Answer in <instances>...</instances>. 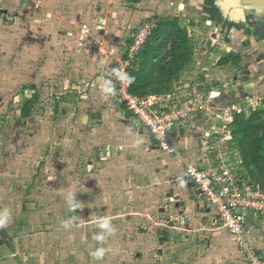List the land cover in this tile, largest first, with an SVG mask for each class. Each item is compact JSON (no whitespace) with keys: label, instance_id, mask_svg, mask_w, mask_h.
Wrapping results in <instances>:
<instances>
[{"label":"rangeland","instance_id":"1","mask_svg":"<svg viewBox=\"0 0 264 264\" xmlns=\"http://www.w3.org/2000/svg\"><path fill=\"white\" fill-rule=\"evenodd\" d=\"M171 1L0 0V264H264V42Z\"/></svg>","mask_w":264,"mask_h":264},{"label":"crops","instance_id":"2","mask_svg":"<svg viewBox=\"0 0 264 264\" xmlns=\"http://www.w3.org/2000/svg\"><path fill=\"white\" fill-rule=\"evenodd\" d=\"M222 4H229L234 5L235 8L233 9V13L235 12L236 16L239 17V19L236 21H232V24H227V27L229 26L230 31L238 30L239 26L241 28H244V25H247L250 27L249 31V37L251 36L254 42L256 43H263L264 42V0H225L228 3H224V0H220ZM220 1L217 2L218 6H220ZM18 2V1H17ZM141 3V2H140ZM172 5H174V0L171 1ZM16 4V8H17ZM17 10H19L17 8ZM145 15H149V12L145 13ZM237 17V18H238ZM260 19V20H259ZM254 21H257L254 23ZM226 24H222L221 26L225 27ZM228 29V28H227ZM243 30V29H242ZM255 33H252V32ZM246 32V30H245ZM248 32V31H247ZM236 33V32H234ZM238 33L229 34L228 36L231 38H235L234 44L237 43V39L239 38ZM227 35H225V39L228 38ZM238 44V43H237ZM242 49V48H241Z\"/></svg>","mask_w":264,"mask_h":264},{"label":"trees","instance_id":"3","mask_svg":"<svg viewBox=\"0 0 264 264\" xmlns=\"http://www.w3.org/2000/svg\"><path fill=\"white\" fill-rule=\"evenodd\" d=\"M260 144L261 145V148H256L254 151H253V155L255 156H259V157H264V156H261V153L264 154V136L260 137V138H256L255 140V147L257 144Z\"/></svg>","mask_w":264,"mask_h":264},{"label":"clouds","instance_id":"4","mask_svg":"<svg viewBox=\"0 0 264 264\" xmlns=\"http://www.w3.org/2000/svg\"><path fill=\"white\" fill-rule=\"evenodd\" d=\"M3 215H4L5 217L8 215L7 210H5V212L3 213ZM3 223H4V221H3V220H0V225H2ZM105 227H108V224H107V223L105 224ZM96 239H97V240H103L104 237L98 235V236L96 237ZM103 252H104V250H103V249H100V250H98L97 252L93 253V255H95L96 257H100V256L103 255Z\"/></svg>","mask_w":264,"mask_h":264}]
</instances>
